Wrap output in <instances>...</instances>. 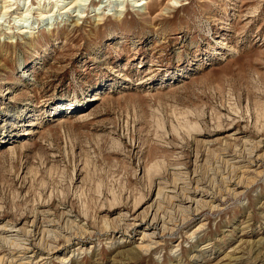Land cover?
<instances>
[{
    "label": "rangeland",
    "instance_id": "rangeland-1",
    "mask_svg": "<svg viewBox=\"0 0 264 264\" xmlns=\"http://www.w3.org/2000/svg\"><path fill=\"white\" fill-rule=\"evenodd\" d=\"M28 260L264 264V0H0V264Z\"/></svg>",
    "mask_w": 264,
    "mask_h": 264
},
{
    "label": "bare ground",
    "instance_id": "bare-ground-1",
    "mask_svg": "<svg viewBox=\"0 0 264 264\" xmlns=\"http://www.w3.org/2000/svg\"><path fill=\"white\" fill-rule=\"evenodd\" d=\"M139 6V5H138ZM161 191V190H160ZM69 193V192H68ZM159 194V193H158ZM67 195V194H66ZM67 198V197H66ZM69 198V197H68ZM28 259V258H27ZM20 263V262H19ZM21 264H23V262L21 263ZM24 264H33V263H31L29 260L26 262V263H24Z\"/></svg>",
    "mask_w": 264,
    "mask_h": 264
}]
</instances>
